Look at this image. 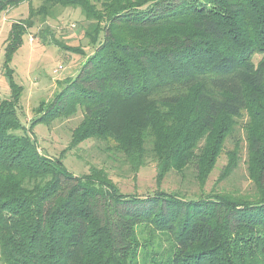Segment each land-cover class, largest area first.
<instances>
[{"label": "trees", "instance_id": "16d2710c", "mask_svg": "<svg viewBox=\"0 0 264 264\" xmlns=\"http://www.w3.org/2000/svg\"><path fill=\"white\" fill-rule=\"evenodd\" d=\"M36 1L0 0V13L28 3L4 46L0 263L264 264V0ZM65 9L81 11L93 52L26 129L17 115L23 89L8 63L35 22ZM78 112L70 147L111 142L134 172L155 162L158 180L192 168L203 181L246 116L256 193L126 196L100 169L72 175L61 159L39 153L32 129ZM231 156L223 177L235 167Z\"/></svg>", "mask_w": 264, "mask_h": 264}, {"label": "rangeland", "instance_id": "374dc122", "mask_svg": "<svg viewBox=\"0 0 264 264\" xmlns=\"http://www.w3.org/2000/svg\"><path fill=\"white\" fill-rule=\"evenodd\" d=\"M38 1L32 0L35 8ZM28 16V3L0 13V98H8L7 78L3 75L4 46L10 26ZM86 21L79 9L60 10L56 19L44 23L35 22L23 36L22 44L8 63L13 71L14 81L23 89L17 115L20 123L27 129L36 117L35 109L41 103H49L62 90L68 80L75 78L85 57L91 55L93 48L83 37ZM48 33L41 39L39 33ZM67 46H78L84 56L62 52L51 43V39ZM259 57H254V62ZM82 120L81 113L54 121L49 125L37 124L32 129V138L41 155L59 158L72 175L88 174L91 168L102 170L119 192L126 196L146 197L160 191L174 193L186 200L207 195L252 196L256 193L254 181L247 170V148L243 125L246 116L239 119L233 133L226 139L223 150L213 169L203 180L189 168L179 174L168 172L161 180L157 179L156 163L146 160L137 171L125 165L121 155L113 151L111 142L89 139L70 147L72 131ZM236 154V164L232 171L224 175V168L230 157ZM231 164V163H230ZM1 264V263H0Z\"/></svg>", "mask_w": 264, "mask_h": 264}]
</instances>
